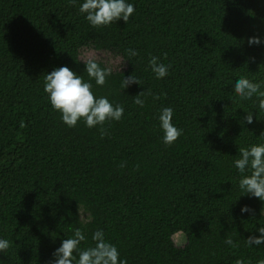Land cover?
I'll list each match as a JSON object with an SVG mask.
<instances>
[{
  "label": "trees",
  "instance_id": "1",
  "mask_svg": "<svg viewBox=\"0 0 264 264\" xmlns=\"http://www.w3.org/2000/svg\"><path fill=\"white\" fill-rule=\"evenodd\" d=\"M131 2L127 23L92 27L73 0H0V238L10 242L0 264H48L77 227L81 247L103 229L126 264L264 259V244L247 242L264 224V202L242 195L233 166L239 147L264 143V113L229 84L240 75L264 81V0ZM250 36L262 42L249 45ZM129 48L138 54L129 58ZM86 49L122 60L103 86L92 83L125 111L103 126L69 128L44 76L67 65L88 80ZM152 55L171 65L163 79L148 66ZM130 74L141 84L122 89ZM141 93L143 107L133 102ZM161 106L183 128L171 145L161 140ZM250 111L253 123H243ZM244 204L254 213H242Z\"/></svg>",
  "mask_w": 264,
  "mask_h": 264
},
{
  "label": "clouds",
  "instance_id": "2",
  "mask_svg": "<svg viewBox=\"0 0 264 264\" xmlns=\"http://www.w3.org/2000/svg\"><path fill=\"white\" fill-rule=\"evenodd\" d=\"M77 2L79 13L84 15V19L92 27L107 26L119 19L127 23L135 11V5L131 0H73V3ZM261 42L260 36L247 38L249 45ZM125 52L129 58L138 54L133 48L126 49ZM83 63L88 80L67 65L56 66L46 72L43 91L52 109L59 112L60 120L69 128L75 127L78 122L92 128L97 125L103 126L106 121H119L124 115V106L111 101L106 95H96L93 91L92 81L94 80L95 85L103 86L112 74V67H102L95 57H90ZM148 66L157 79L166 77L171 67L156 55L150 57ZM132 83L141 84L140 78L133 74L123 77L121 88L125 89ZM229 84H232V90L241 100H252L255 97L256 108L264 113V81H254L246 75H240ZM141 97L142 93L137 94L133 102L143 107L145 101ZM173 117L172 106H161L157 110L156 120L162 133L161 140L165 145L173 144L183 134V128L174 123ZM253 117L254 111L245 112L242 117L243 123L252 124ZM21 126H24L23 122ZM105 134L106 130L101 127V135ZM259 136L264 137V131ZM238 153L233 166L240 174L238 184L242 195L256 197L264 202V143H249L239 147ZM123 166L121 164V167ZM240 211L254 213L247 204L241 205ZM86 239L84 231L79 227L75 228L72 234L62 239L59 246L53 250L48 264H126V260L120 256L118 247L105 238L103 229H97L92 233L91 245L81 247V242ZM247 242L249 245L264 244V224L256 227L247 237ZM225 243L235 247L231 238L226 239ZM9 246L10 242L7 239L0 238V253ZM236 264H244V261L237 259ZM257 264H264V259H259Z\"/></svg>",
  "mask_w": 264,
  "mask_h": 264
},
{
  "label": "rangeland",
  "instance_id": "3",
  "mask_svg": "<svg viewBox=\"0 0 264 264\" xmlns=\"http://www.w3.org/2000/svg\"><path fill=\"white\" fill-rule=\"evenodd\" d=\"M90 57H95L96 59L103 60L108 65H110L112 68H120L123 66L122 60L115 56L113 53L110 52H102V51H96L94 49H86L82 52V58L88 59ZM85 213L82 212V215ZM174 240L177 245H184L186 243V236L179 232L174 235Z\"/></svg>",
  "mask_w": 264,
  "mask_h": 264
}]
</instances>
